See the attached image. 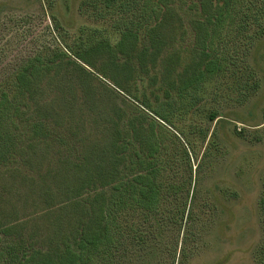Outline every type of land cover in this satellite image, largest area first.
<instances>
[{"label": "trees", "instance_id": "16d2710c", "mask_svg": "<svg viewBox=\"0 0 264 264\" xmlns=\"http://www.w3.org/2000/svg\"><path fill=\"white\" fill-rule=\"evenodd\" d=\"M89 2L115 34L94 29L77 46L42 50L0 84V167L12 166L25 146L28 161L49 157V145L68 159L37 188L42 220L52 216L58 232L42 234L33 219L17 214L4 221L0 208V264H150L155 256L156 264H164L159 253L169 254V264H184L188 250L181 241L191 238L199 222L197 176L217 148L216 132L210 136L202 112L211 121L220 116L206 106L229 87L222 83L228 77L240 103L258 91L259 79L246 59L264 35V0ZM189 30L193 43L187 49L183 38ZM109 58L111 67L104 66ZM84 60L101 61L104 72L115 68L114 74L108 71L111 81L145 111L124 119L98 111L92 80L98 75ZM79 87L108 135L104 144L84 147L81 135L55 120L60 108L75 114ZM47 93H54L52 102H43ZM33 106L38 117L29 115ZM247 132L237 133L246 138ZM198 141L207 143L200 160ZM260 207L264 215V183ZM68 220L74 229L65 233ZM255 264H264V240Z\"/></svg>", "mask_w": 264, "mask_h": 264}, {"label": "rangeland", "instance_id": "374dc122", "mask_svg": "<svg viewBox=\"0 0 264 264\" xmlns=\"http://www.w3.org/2000/svg\"><path fill=\"white\" fill-rule=\"evenodd\" d=\"M89 1L93 0H0V84L23 59L42 50L63 48L66 44L77 46L79 37L84 35L88 38L87 35L94 29L101 30L106 36L114 33L108 20L97 18V8ZM118 39L116 34L111 42L115 43ZM183 39L184 47L189 49L193 43L190 30ZM93 42L89 41L90 44ZM241 50H244L243 47ZM110 61V58L107 59L104 66L111 67ZM83 62L98 75V78L94 76L92 79L95 88L93 101L104 116L111 114L124 119L130 113L144 110L139 108L130 91L122 90L111 81L109 73L114 74L115 68L107 69L108 73L99 69L101 61L98 64L89 60ZM246 62L259 79L258 91L240 103L234 99L239 92L231 87L233 80L228 77L222 83H228L229 87L223 88L220 91L222 96L206 106L210 111L218 110L220 116L211 121L208 112H202V121L210 126V136L213 131L216 132L217 148L209 153L197 176L195 209L199 222L192 229L191 238L187 242L181 241V245L188 250L184 264H255L256 250L264 240V215L260 207L264 183V35L251 46ZM129 87L134 92V87ZM82 91L80 87L75 90V114L68 116L60 108L55 120L60 128L81 135L80 145L84 147L104 144L108 135L97 123L99 115L94 114L95 109L90 108L93 104ZM54 97V93H47L43 102H52ZM36 100L42 101L40 97ZM36 107H32L30 116L40 115ZM241 128L247 129L246 138L237 133ZM256 133L261 135L260 141L255 139ZM198 142L200 160L207 143L202 147ZM28 148L22 147L16 153L12 166L0 167L3 220L11 221L17 214L21 220L30 222L33 219L32 224L39 225L42 234L53 235L58 232V227L52 216L42 220V200L37 188L44 179L53 178L68 159L64 154L56 156L55 151L59 153L60 148L54 149L49 145V157L28 161ZM195 162L198 163L197 159ZM15 207L17 213H11ZM73 229V221L64 223L63 232L69 233ZM158 256L164 264H169V254L159 253ZM178 256L184 257L180 250ZM156 257H152L150 264H156ZM176 264L180 263L177 261Z\"/></svg>", "mask_w": 264, "mask_h": 264}]
</instances>
